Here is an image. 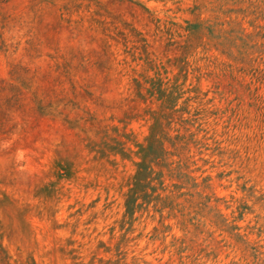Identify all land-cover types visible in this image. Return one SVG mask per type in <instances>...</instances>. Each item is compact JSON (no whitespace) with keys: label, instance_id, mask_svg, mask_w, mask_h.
Returning <instances> with one entry per match:
<instances>
[{"label":"rangeland","instance_id":"rangeland-1","mask_svg":"<svg viewBox=\"0 0 264 264\" xmlns=\"http://www.w3.org/2000/svg\"><path fill=\"white\" fill-rule=\"evenodd\" d=\"M0 264H264V0H0Z\"/></svg>","mask_w":264,"mask_h":264}]
</instances>
